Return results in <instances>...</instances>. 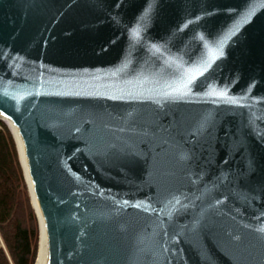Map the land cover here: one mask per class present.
Returning <instances> with one entry per match:
<instances>
[{"label":"water","instance_id":"1","mask_svg":"<svg viewBox=\"0 0 264 264\" xmlns=\"http://www.w3.org/2000/svg\"><path fill=\"white\" fill-rule=\"evenodd\" d=\"M0 120L41 264H264V0H0Z\"/></svg>","mask_w":264,"mask_h":264},{"label":"trees","instance_id":"2","mask_svg":"<svg viewBox=\"0 0 264 264\" xmlns=\"http://www.w3.org/2000/svg\"><path fill=\"white\" fill-rule=\"evenodd\" d=\"M39 238L17 144L0 120V264H35Z\"/></svg>","mask_w":264,"mask_h":264},{"label":"bare ground","instance_id":"3","mask_svg":"<svg viewBox=\"0 0 264 264\" xmlns=\"http://www.w3.org/2000/svg\"><path fill=\"white\" fill-rule=\"evenodd\" d=\"M42 260H43V234L41 233L40 250L38 254L37 264H41Z\"/></svg>","mask_w":264,"mask_h":264},{"label":"rangeland","instance_id":"4","mask_svg":"<svg viewBox=\"0 0 264 264\" xmlns=\"http://www.w3.org/2000/svg\"><path fill=\"white\" fill-rule=\"evenodd\" d=\"M39 222V221H38ZM39 230H40V228H39ZM39 242H40V238H39ZM38 251H39V244H38ZM38 252H37V259H36V263L35 264H37V260H38Z\"/></svg>","mask_w":264,"mask_h":264}]
</instances>
